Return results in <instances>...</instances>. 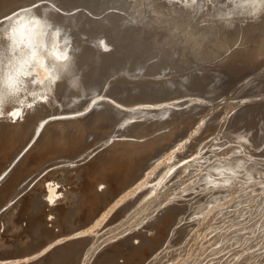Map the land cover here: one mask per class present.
I'll use <instances>...</instances> for the list:
<instances>
[{"label": "bare ground", "instance_id": "obj_1", "mask_svg": "<svg viewBox=\"0 0 264 264\" xmlns=\"http://www.w3.org/2000/svg\"><path fill=\"white\" fill-rule=\"evenodd\" d=\"M228 5L0 0L64 27L75 85L0 111V264H264V14Z\"/></svg>", "mask_w": 264, "mask_h": 264}, {"label": "clouds", "instance_id": "obj_2", "mask_svg": "<svg viewBox=\"0 0 264 264\" xmlns=\"http://www.w3.org/2000/svg\"><path fill=\"white\" fill-rule=\"evenodd\" d=\"M264 14V0H229L228 7L218 15L226 27L237 18L258 20ZM71 37L64 27L48 15L27 10L0 27V111L18 102L25 90L40 84L37 77L49 80L67 78L73 60ZM78 79V78H77Z\"/></svg>", "mask_w": 264, "mask_h": 264}, {"label": "rangeland", "instance_id": "obj_3", "mask_svg": "<svg viewBox=\"0 0 264 264\" xmlns=\"http://www.w3.org/2000/svg\"><path fill=\"white\" fill-rule=\"evenodd\" d=\"M15 230H17V228ZM3 250H5V249H3ZM0 252H2V250H0Z\"/></svg>", "mask_w": 264, "mask_h": 264}]
</instances>
